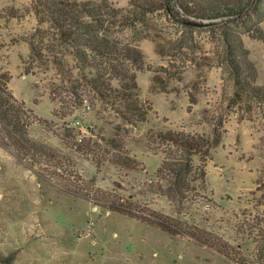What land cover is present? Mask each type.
<instances>
[{"label": "rangeland", "instance_id": "rangeland-1", "mask_svg": "<svg viewBox=\"0 0 264 264\" xmlns=\"http://www.w3.org/2000/svg\"><path fill=\"white\" fill-rule=\"evenodd\" d=\"M43 1L0 0V68L9 72L14 96L38 119L29 129L30 137L69 157L71 168L85 180L81 185L98 188L100 200L68 191L59 179L37 172L0 139V253L14 254L12 264H236L189 236L171 235L108 209L105 202L130 203L144 212L177 217L168 199L153 188L161 154L147 142V132L211 131L202 111L219 107L227 86L222 67L205 68L202 58L216 49L218 28L185 29L163 11L149 14L146 23L136 29L106 27L109 40L129 43L144 54L145 68L135 74L138 98L150 110L146 121L133 128L124 126L111 105L102 103L93 92L82 94L79 100L67 91L80 92L85 82L79 77L71 48L58 40L48 18L36 15L35 9L42 14ZM106 1L117 9L129 5V0ZM263 8L264 0H253L242 17L231 23L235 30L245 32L243 45L255 63L259 85H264V19L258 23ZM179 34L193 45L188 56L194 61H184L185 49H171ZM158 43L175 54L174 65L169 67V56L155 51ZM31 44L37 49L47 47L42 60L31 55ZM56 53V60L62 53L67 60L63 75L54 64L45 65ZM179 73L182 80H174ZM155 75L163 80L166 92L153 82ZM193 84L200 88L198 103L188 109L187 92ZM118 127L125 153L139 162L135 170L105 162L97 171L91 157L77 151L67 137L81 138L92 132L111 139ZM223 128L221 143L207 163L205 198L179 217L221 236L252 259L256 242L240 226L247 218L264 214V206L257 205L260 192L256 191L257 180L264 177V146L259 141L264 127L258 120L238 121L229 112ZM92 178L94 187L89 186Z\"/></svg>", "mask_w": 264, "mask_h": 264}, {"label": "trees", "instance_id": "trees-1", "mask_svg": "<svg viewBox=\"0 0 264 264\" xmlns=\"http://www.w3.org/2000/svg\"><path fill=\"white\" fill-rule=\"evenodd\" d=\"M252 2L253 0H129L127 8L117 9L111 7L106 0H44L42 14L35 9L37 16L51 21L58 40L71 48L79 77L85 82L86 88L80 92H76L74 88L67 91L79 100H82V94L93 92L102 103L111 105L124 126L133 128L146 121L150 110L138 98L139 87L135 74L145 68L144 54L134 45L109 40L105 34L106 27L117 25L136 29L138 25L146 23L149 14L163 11L165 16L185 29L218 28L216 49L202 58L205 68L216 65L222 67L227 86V92L223 88V103L215 109L205 108L202 111L203 119L210 124L211 131L200 134L183 130L150 129L147 132V142L156 153L161 154L153 188L168 199L177 217L155 211L144 212L130 203H116L109 199L105 202L108 209L138 219L171 235L189 236L236 264H264V214L247 218L240 226L248 235H253L256 242L252 259L245 257L238 247L221 236L192 226L179 216L205 198L207 163L212 160L214 150L221 143L222 133L225 132L223 125L229 112H234L238 121L258 120L264 127V85L257 84V68L243 45L242 35L245 32H239L231 26V23L242 17ZM260 11L258 23L264 19V8ZM188 40L183 34H179L171 49L179 52L185 49L183 53L187 57L184 61H194V58L188 56L194 49ZM46 49V46L37 49L31 44V55L42 60L45 57L42 51ZM155 51L169 56V67L174 65L175 58L172 57L175 54H169L171 50H166L158 43ZM57 55L56 53L46 60L45 65L54 64L63 75L67 73L63 68L67 60L63 59L65 54L62 53L58 61ZM175 75L174 80H182L181 73ZM10 79L9 72L0 68L2 142L35 167L37 172L59 179L68 191L100 200L96 195L98 188L91 190L81 185L85 180L71 168L74 165L69 157L30 137L29 129L38 119L23 101L14 96L9 87ZM153 82L161 85L162 92L167 91L158 75L153 77ZM199 89L196 84L190 86L187 92L188 109L198 103ZM50 95H54V92L51 91ZM43 123L47 122L43 120ZM120 131L118 127L116 136L111 139L94 136L92 132L81 138L73 135L67 137L72 139L71 143L77 151L91 157L97 171L105 162L135 170L139 162L125 153ZM259 141L264 146V134ZM89 183L90 187H94L95 178ZM256 184V191L260 192L257 205L264 206V177L259 178ZM13 260L14 254L0 253V264H12Z\"/></svg>", "mask_w": 264, "mask_h": 264}]
</instances>
